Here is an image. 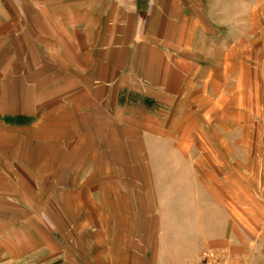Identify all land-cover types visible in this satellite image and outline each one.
<instances>
[{
    "label": "crops",
    "instance_id": "1",
    "mask_svg": "<svg viewBox=\"0 0 264 264\" xmlns=\"http://www.w3.org/2000/svg\"><path fill=\"white\" fill-rule=\"evenodd\" d=\"M249 2L0 0V264H264V220L235 238L197 184L180 210L161 186ZM217 80L208 99L231 96Z\"/></svg>",
    "mask_w": 264,
    "mask_h": 264
},
{
    "label": "rangeland",
    "instance_id": "2",
    "mask_svg": "<svg viewBox=\"0 0 264 264\" xmlns=\"http://www.w3.org/2000/svg\"><path fill=\"white\" fill-rule=\"evenodd\" d=\"M243 21L241 27L238 23L233 25L231 36H226V40H232L234 49L232 66L224 67L222 62L225 54L222 47L227 46V42L222 37L215 41L217 65L202 70L204 82L200 87L205 96H201L198 113L189 116L194 120V126L191 128L186 124L189 128L179 133H183L185 143L189 141L183 148V155L195 156L193 161L185 162L180 171L188 179H172L170 183L163 179L161 186L165 187L164 182L169 185L165 191L167 195L163 194V202L167 198L174 204L173 208L180 210L185 204V196L177 187L190 186L186 181L193 182L194 187H199L201 208L215 204L216 224L230 219L232 226L226 227L227 233L238 238V222L247 221L248 233L254 239L256 221L264 220V3L249 2L248 15ZM209 46L211 48L212 44ZM212 74L220 80L216 81L215 88L210 84L209 91L224 87L231 96L208 99L207 80ZM240 92L246 94L241 99L240 105L245 108L240 110L241 115ZM213 102L215 108L211 110L208 104ZM208 138L215 140L214 145H207ZM192 140L199 141L198 146L195 143L191 146ZM209 153L215 155L212 162H208ZM172 165L181 166V163ZM192 166L198 175L194 178L187 177ZM173 172L175 174L174 169ZM216 229L219 237L224 227Z\"/></svg>",
    "mask_w": 264,
    "mask_h": 264
},
{
    "label": "built area",
    "instance_id": "3",
    "mask_svg": "<svg viewBox=\"0 0 264 264\" xmlns=\"http://www.w3.org/2000/svg\"><path fill=\"white\" fill-rule=\"evenodd\" d=\"M206 259H207V256H206ZM217 264V263H216Z\"/></svg>",
    "mask_w": 264,
    "mask_h": 264
}]
</instances>
